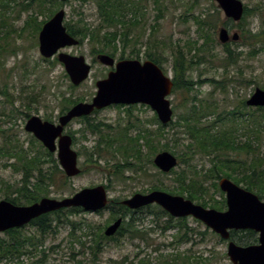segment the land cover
I'll use <instances>...</instances> for the list:
<instances>
[{"label":"rangeland","instance_id":"obj_1","mask_svg":"<svg viewBox=\"0 0 264 264\" xmlns=\"http://www.w3.org/2000/svg\"><path fill=\"white\" fill-rule=\"evenodd\" d=\"M175 1L178 2L180 0ZM186 1L188 0H181V3ZM242 2L245 7L252 9V11L258 7L261 11L257 13L251 12V15L247 16L244 22L238 23L227 20L216 0L202 5L204 8H213L212 4H214L220 10L221 20L218 22L215 33L216 43L213 47L215 57L211 58L210 55H203L198 52H193L190 55V57L194 56V63L189 71V77L195 83L202 81V84L196 85L191 92L177 91L169 96L174 111L172 123L177 122L180 116L184 115L186 106H192L194 96L208 100L209 103L215 104L217 107L214 108L215 112L211 116L200 120L199 127L212 125L218 119V115L227 119V113L239 107L241 111L247 114L243 118L246 124H251L252 122L251 113H254L257 119L264 114V111H256V108H251L247 105L245 109L241 108L242 102H246L256 88L263 89L262 86L264 85V51L257 52L259 50L258 46L256 49L244 46L241 28L244 24L243 28H248L253 33L264 31V0H242ZM144 3L147 6V28L143 41H141L143 42L140 51L141 57L140 59L136 57L128 59H138L142 62L149 60L146 58V54L148 53L150 39L157 38L165 41L168 45L172 44L174 48L178 44L182 48L185 47V44L189 45L187 41L190 39L193 41L198 40L197 25L193 20L188 22L185 20L184 8H175L173 3L168 0V9L164 10L163 16L160 17L158 16L159 11L154 4V0H144ZM9 5L14 6L15 2L9 1ZM56 7L51 8V11H54ZM60 9H64L66 12L64 23L76 24L81 17H84L85 22L95 27L102 21L97 2L95 4L93 0H87L86 2L68 0L56 10L59 11ZM5 13L6 17L5 19H3L4 17L1 18L0 23L7 24V26L0 29V37H3L1 40H7L11 45L9 49L7 48V50L0 52V201L5 200L7 196L15 197L17 194H13L14 190L23 185V162L18 159V155H15V153L18 152L19 154L24 151L30 157H35L37 154L38 143L34 142V136L25 129L27 120L32 116H39L43 120L57 123L65 106L63 101L65 97H70L74 100L82 99L83 101L80 102H90L97 92L96 82L105 79L108 73L114 70V68L107 67L96 59L97 55L93 54L92 47L87 42L83 45L66 47L60 51L74 56L83 55L88 63L92 65L89 79L79 86H73L63 64L57 59V55L53 58H44L41 55L38 34L35 33L36 27L34 24L26 25L29 16L35 15V10L20 11L19 7L14 9L11 7ZM80 13H83V15L80 16ZM37 16L40 24L48 19L45 14ZM157 21L158 32L153 37L151 27ZM225 21H228L227 25H224ZM11 24L19 32L12 33L6 38L8 31L11 30ZM222 27L229 28L231 36L234 33H238L240 40L226 44L221 43L219 41V31ZM136 37L134 35V39ZM174 44L177 45L174 46ZM251 44L255 45L256 40L251 42ZM172 46H169L168 50H160V53L163 57L161 61L163 71L173 79L174 55ZM226 46L232 50L244 53L240 57L238 65H231L227 69L222 63V60L226 57ZM12 50L15 51L12 52ZM254 50H257V54L252 58L250 54ZM187 51L188 49L184 50L185 53ZM131 52V49H127L125 56L131 55ZM197 54L199 57H195ZM119 55L116 56V59L120 57ZM240 72H243L244 75L240 74ZM212 79L221 82V84L229 85L227 92H223L214 86L209 81ZM228 79H231V81L227 82ZM243 79H246V81ZM240 80L245 82L243 84L239 83ZM129 119L133 122L140 120L142 126L146 125L153 132L160 128L155 121V111L146 105L108 107L91 116V122H96V124L102 122L106 125H111L113 129L126 126ZM240 123L243 122L240 121ZM86 124V121L74 120L67 126L65 132L69 135L72 132L77 139V142L73 144V149L80 154L79 167L82 173L74 178H68L66 182L58 174L55 178L56 184L52 186L55 188L48 197L61 199L72 196L83 188L107 185L111 200L121 202L135 193H145L155 185L168 190L180 191L176 181V173H183V170H186L191 176L193 170L208 173L213 167L209 157L197 154L189 163L180 162L178 159L179 164L174 169L175 172L162 173L154 164V158L158 153L151 156L149 148L145 147V172L127 171L123 180H117L113 177L112 171L114 168H109L121 162L120 155L115 154L117 157L115 159L113 151L108 149L103 144L104 142H101L102 144L95 148L101 139L99 135H91L89 132L86 140L83 131ZM221 127L222 125L218 124L214 130L212 129V132H217ZM166 128L171 133H177V135L171 137L170 142L173 150L178 155L183 154L187 145L194 143L191 141L190 135L186 134L181 127L174 128V130L170 126ZM237 131L235 133L237 142L244 144L248 140V136L243 135L244 128L238 127ZM138 132L139 130L135 129L133 134L136 135ZM109 133L111 132L104 127V139ZM175 138L179 139L178 144L174 142ZM159 148L162 149L163 147L160 146ZM99 154L107 159L98 161ZM229 155L232 159L239 161L246 157L244 153H229ZM89 156H91L90 158L93 162L90 161ZM223 156L221 154L219 157L222 159ZM224 158L226 159V157ZM105 160L112 162L108 165ZM232 166L234 167L231 171L224 170L221 173V178H228L234 182L233 178L224 176V173H232V175H237L239 178L242 177L243 173L241 171L233 172L236 165ZM220 180L217 181L218 187ZM32 183H34V179L29 183L30 187H34ZM213 183L214 181L207 182L206 185L210 194L205 198L206 200L213 199L214 202H221L225 195L220 187V192H218ZM29 184L27 183V186ZM240 186L245 188L244 184ZM12 191L13 193H11ZM161 191L172 194L169 191ZM179 196L188 199L189 194L184 193V195ZM199 200L203 199L200 198ZM192 201L194 202V200ZM161 209L158 205H151V208L143 209L134 215H128L126 223L132 222L131 224L134 225L133 231L137 230L144 233V237L131 238L125 232L122 236L117 235L116 240L101 238V233L102 235L104 234L105 226H108V222H111L112 219L110 210L106 209L100 213L84 211L72 217V220L81 224L82 229L78 227L73 235L71 226L60 227L52 237L46 239L44 244L39 247L40 252L37 251L34 256H22L20 261H23L24 264H33L39 261L40 255L45 251V264H80V262L83 264H172L175 259L179 258V255L180 258L187 256L192 258L202 257L206 260L205 264H232L227 255V241L221 239L214 231L207 228L204 223L193 217L172 218L170 220V215L159 212ZM150 210L153 213H150ZM132 216L136 219L134 222L130 219ZM179 220H183V225L179 226L180 228L191 230L184 240L180 238L183 232L180 233L177 226L180 224ZM169 226L174 227L169 228ZM166 227L168 228L166 229ZM84 232H91L93 235L85 237L83 236ZM22 233L33 235L37 233V230L32 225H27L23 228ZM0 235L2 237L6 236L4 233H0ZM247 239L250 238L247 237ZM94 240L100 243L96 256L93 255V251L88 249L92 245H96ZM192 264H196L193 259Z\"/></svg>","mask_w":264,"mask_h":264},{"label":"trees","instance_id":"obj_2","mask_svg":"<svg viewBox=\"0 0 264 264\" xmlns=\"http://www.w3.org/2000/svg\"><path fill=\"white\" fill-rule=\"evenodd\" d=\"M9 1L15 2V5L10 6ZM81 1L86 2L87 0ZM93 1L95 4L97 2L98 10L102 19L101 23L94 27L88 22H85V19H83L84 17H81L76 24H71L70 22L65 23L67 31L80 41V45H83L86 42L89 43L94 55L108 54L116 58V56L120 54V57L118 58L119 60L134 57L140 59V51L143 44L141 41H143V36L147 28V6L145 5L144 0ZM169 1L173 3L175 8H184L185 20L187 22L193 20L197 25L198 40H188L187 43H189V45L185 44V47L183 48L180 44H174V46L177 45L176 48H174L172 44L168 45L165 41H161L157 38L150 39L146 58L162 68L161 61L163 60V57L160 50L165 51L168 50L169 46H172L174 55L173 93L177 91L191 92L196 85L202 84V81L195 83L189 77V71L192 69L194 63V56L190 57V55L193 52H198L199 54L210 55L211 58L215 57L213 54V47L216 43L215 33L218 27V22L221 20V14L219 8L217 6L215 7L214 4H212L213 8H204L202 6L205 5L204 3L214 0H188L184 3H181V0L178 2L175 0ZM167 2L168 0H154V4L159 11L158 16L162 17L164 10L168 9ZM64 4V2L59 0H0V21L3 17V19H5V12L8 8L12 7L14 9L15 7H19L20 11L34 9L35 15L29 16L26 25L29 26L34 24L36 27L35 33L39 35V32L47 20L55 14L57 8H60V6ZM55 7L56 9L51 11V8ZM260 11L261 9L259 7L253 11L252 9L245 7L242 22L245 21L247 16L251 15V12L257 13ZM39 14H45L48 17V19L44 20L42 24L38 22L37 15ZM80 14V16L83 15V13ZM2 22L6 23L5 21ZM227 22L228 21H225L224 25H227ZM243 25L241 26L242 39L244 42L243 45L254 47V49H256L257 46L259 48L258 51L254 50L250 54V57L254 58L257 52L260 53L261 51H264V31L262 30L260 33H253L250 29L243 28ZM4 26H7V24L0 23V29ZM151 28L154 37L155 33L158 32V21L153 24ZM10 29L6 38L12 33L19 32L12 24ZM134 35L137 36L135 39ZM1 38L3 37H0V52L7 50V48L9 49L11 45L7 40H1ZM254 40H256V44L252 45L251 42ZM127 49H131L132 52L131 55L126 57ZM185 49H188L187 53L184 52ZM14 51L15 50H12V52ZM243 54V52L232 50L230 47L226 46V57L222 60L225 69L231 65H238L240 57ZM195 57H199V55L197 54ZM240 74H243V72H240ZM243 80L246 81V79ZM209 81L223 92H227V87H229V85L221 84V82L215 79ZM230 81L231 79L227 80V82ZM245 81L240 80L239 83L243 84ZM262 88L264 89V85ZM63 101L65 106L62 109V115L75 104L83 100H74L70 97H65ZM245 106L246 102L243 101L241 108L245 109ZM215 107V104L209 103L208 100L194 96L192 99V106H186L184 115L180 116V119L177 122H171L164 126L158 121V119H155L160 127L155 132L151 131L146 125L142 126L140 120L133 122L129 119L126 126L113 129L110 125H104L102 122L97 124L96 122H91L89 118H87V124L83 131L86 140L88 139L87 133L89 132L91 135H99V137H101L97 144L98 146L95 148H98L100 144L104 142L103 144L113 151L115 159L117 158L115 154L120 155L121 162L116 165L111 164L112 168H109H114L112 173L113 177L117 180H123L126 177L124 174L127 171L145 172V147L149 148L150 153L152 154L151 156H154L160 151H170L178 157L180 162L185 163H189L195 155L202 154L209 157L210 161L213 163V167L208 173H201V171L193 170V174L190 176L186 170H183V173H176V181L178 182L180 191L168 190L157 185L152 189L165 190L172 194L179 195L188 193V199L194 200V202L196 201L197 204L202 205L205 208L222 210L226 207V199L224 198L222 202H214L213 199L206 200L205 197L210 194L206 184L207 182L214 181L213 186L218 192H220L217 181L221 179V173H223L224 170L231 171L234 167L232 165H236L233 172L237 173V171H241L243 173L241 178L237 175H232V173H224V176L233 178L234 182L238 185L244 184L247 190L255 192L260 199L264 200V114L257 119L254 116V113H251L252 122L251 124H246L243 118L246 117L247 114L244 113V111H241L239 107L236 110L229 111L227 113V119L218 115V119L214 121L212 125L199 127L200 120L207 116H211L215 112ZM256 111L263 112L264 108H258ZM240 121L243 123H240ZM218 124L222 125L221 129L215 133L212 132ZM104 126L111 132L107 135L106 139H104L105 136L103 135ZM169 126L172 130L181 127L186 134L190 135L191 141L194 142L191 145L186 146V150H184L182 155H178L171 146L170 139L174 135H177V133H171L168 131L166 127ZM238 127L244 128L245 131L243 132V135L248 136V140H246L244 144H239L237 142V136L235 133L238 132ZM135 129L139 130L136 135L133 134ZM163 140L165 141L163 142ZM178 140L179 139L175 138L174 142L178 144ZM35 141L39 146L35 157H30L24 151H21L19 154L18 152L15 153V155H18V159L23 162L22 169L25 173L23 185L15 189L14 193L13 191L11 192L15 195L17 194L15 197L7 196L6 200H9L16 205H29L39 201L43 197H48L51 191L55 188L52 186L56 184L55 178L58 174L65 179V182L68 181V177L65 176V173L61 169L59 161L55 155L49 153L38 140L34 139V142ZM76 142L77 139L73 136V144ZM160 146L163 148L160 149ZM229 153H244L246 157L239 161L229 157ZM221 154L224 155L222 159L219 157ZM78 156H80V154H78ZM91 156H89V159L93 162L90 158ZM224 157H226V159ZM103 159L107 158H103V156L99 154L98 161H102ZM107 162L108 165H110L112 161L108 160ZM172 171L175 172V170ZM32 179H34V183H32V186L34 187H27V183L29 184ZM150 190L151 189L148 191ZM200 198L203 200H199ZM117 206L119 207L115 208L116 203L110 201L107 207V209L109 208L112 210L111 222L119 217L125 219L117 235L122 236L126 232L131 238L144 237V233L138 232L137 230L133 231L134 225L131 224L132 222L126 223V217L131 214V211L121 204H118ZM82 212H84V210L81 208H68L43 215L31 222L30 225L37 230V233L33 235L22 233L24 227L5 232V237L0 235V264H24L23 261H20V258L25 255L34 256L37 251L40 252L39 247L44 244L46 239L52 237L60 227H65L66 225L71 226L73 228L72 234L74 235L78 227L79 229L82 228L80 223L72 220V217ZM159 212L166 215L168 214L162 209L161 211L159 210ZM150 213L153 212L150 210ZM130 219L133 222L136 220L133 216ZM171 219L172 217L170 216V220ZM179 221L180 224L177 225L178 227L183 225V220ZM111 222L109 221L108 224ZM173 227L174 226H169V228ZM167 228L168 227H166V229ZM179 231L180 233L183 232V235H181L180 238L181 240H184L191 230L179 227ZM90 235L93 234L91 232L83 233V236L85 237ZM232 236L234 239L238 240L236 233H233ZM247 237L250 238L249 240L255 239L254 235ZM101 238L108 239L104 234L102 235V233ZM109 240H116V237L109 238ZM94 241L96 245H92L88 249L93 251V255L96 256V253L100 248V243L96 240ZM40 256L39 261H36L33 264H45L46 252L43 251ZM178 257V259L174 260V264H192V259L196 264H205L206 262L202 257L192 258L187 256L185 258H180V255ZM80 264L83 263L80 262Z\"/></svg>","mask_w":264,"mask_h":264},{"label":"water","instance_id":"obj_3","mask_svg":"<svg viewBox=\"0 0 264 264\" xmlns=\"http://www.w3.org/2000/svg\"><path fill=\"white\" fill-rule=\"evenodd\" d=\"M67 2L68 0H60ZM225 17L240 22L245 6L242 0H216ZM66 12L60 9L47 21L39 33V50L44 58L56 55L73 86H79L89 79L92 65L85 56H74L60 52L66 47H74L80 41L73 37L64 25ZM240 35H230L228 28L219 31V41L223 44L237 42ZM97 60L111 70L105 79L96 82L97 92L91 102H79L61 115L58 123H52L32 116L25 129L33 134L43 146L57 156L59 164L68 178L81 174L78 153L73 149V138L65 133V128L74 120L91 116L95 110L112 105L145 104L157 114L163 125L173 120V109L169 96L174 82L170 76L153 61L137 59H116L108 54H99ZM250 107H264V89L256 88L246 101ZM154 164L163 173H169L178 166V158L163 151L155 156ZM226 194L227 210L205 208L183 196L172 195L161 190L147 194L136 193L121 202L131 210L156 204L174 218L193 217L204 223L223 240H229L232 230H253L259 233V243L240 246L230 241L227 255L232 264H264V201L258 195L237 185L228 178L219 182ZM109 203L104 186L83 188L72 196L61 199L43 197L30 205H16L8 200L0 201V233L22 228L39 217L68 208H81L86 212L104 210ZM123 219L119 218L107 227L104 234L113 237L119 231Z\"/></svg>","mask_w":264,"mask_h":264},{"label":"flooded vegetation","instance_id":"obj_4","mask_svg":"<svg viewBox=\"0 0 264 264\" xmlns=\"http://www.w3.org/2000/svg\"><path fill=\"white\" fill-rule=\"evenodd\" d=\"M243 18H244V16H243ZM242 18V19H243ZM227 20H230V21H233V20H231V19H228L227 18ZM242 21V20H241ZM240 21V22H241ZM228 30L230 31V29L228 28ZM98 56V55H97ZM97 59V58H96ZM116 59V58H115ZM116 61H119V59H116ZM141 61V60H140ZM145 61H148V60H145ZM145 61H143V62H145ZM161 68V67H160ZM162 70H163V68H161ZM96 95V94H95ZM93 99V98H92ZM92 101V100H91ZM90 101V102H91ZM135 105H144V104H135ZM117 106H121V105H112V106H109V107H117ZM126 106H131V105H126ZM146 106H148V105H146ZM149 107V106H148ZM248 107H250V106H248ZM106 108H108V107H106ZM106 108H104V109H106ZM251 108H256V107H251ZM258 108H260V107H258ZM258 108H256V110L258 109ZM104 109H102V110H104ZM99 111H101V110H95L94 112H93V114L92 115H94V114H98L99 113ZM91 115V116H92ZM91 116H87V117H82V118H78V119H80L81 121H86L87 122V118H89L90 119V121H91ZM30 119V118H29ZM28 119V120H29ZM78 119H74V120H78ZM156 119H158V117H157V114H156ZM27 120V121H28ZM73 120V121H74ZM72 121V122H73ZM158 121H159V119H158ZM58 123V122H57ZM104 125H106V124H104ZM105 127V126H104ZM103 127V128H104ZM110 127H112L111 125H110ZM67 128V127H66ZM66 128H65V132H66ZM106 128V127H105ZM33 135V134H32ZM73 133L71 132V136H72V138H73ZM34 136V135H33ZM34 138H35V136H34ZM41 143V142H40ZM42 144V143H41ZM43 145V144H42ZM45 148V147H44ZM46 149V148H45ZM47 150V149H46ZM48 151V150H47ZM49 152V151H48ZM50 153V152H49ZM25 174V173H24ZM98 186H100V185H98ZM102 186H104L105 188H106V190H107V192H108V189H109V187L107 186V185H102ZM27 187H30V184H29V186H27ZM155 189H151L150 191H147V192H145V193H143V194H147V193H150V192H152V191H154ZM136 194V193H135ZM224 195H225V199H226V207L224 208V209H222V210H219V211H225V210H227V198H226V194L224 193ZM108 197H109V192H108ZM224 200V199H223ZM222 200V201H223ZM109 201H112V202H114V203H116V207L115 208H118L119 206H117L118 204H121V202H118V201H114V200H111V198L109 197ZM221 201V202H222ZM126 207V206H125ZM151 206H148V207H143V208H140L139 210H131V209H129V208H127V209H129L130 211H131V214H137V213H139V212H141V210H143V209H147V208H150ZM104 210H106V208L104 209ZM108 210H110V212L112 211L111 209H109L108 208ZM218 210V209H217ZM101 211H103V210H100V211H97L98 213H100ZM96 212V213H97ZM112 213V212H111ZM135 218V217H134ZM115 220H113L109 225H111L113 222H114ZM108 225V226H109ZM108 226H105V229H104V231L107 229V227ZM121 229V228H120ZM120 229H119V231H120ZM118 231V232H119ZM233 233H236V235H237V238H238V240H236V239H234V237L232 236V234ZM216 234V233H215ZM218 235V234H217ZM250 235H254L255 236V239H252V240H249V239H247L246 240V238H247V236H250ZM219 236V235H218ZM259 233L258 232H255V231H253V230H232L231 231V235H230V239L229 240H224V241H227V243H228V246H229V243H230V241H233V242H235L236 244H238V245H240V246H249V245H256V244H258L259 243ZM220 237V236H219ZM222 239V238H221Z\"/></svg>","mask_w":264,"mask_h":264}]
</instances>
